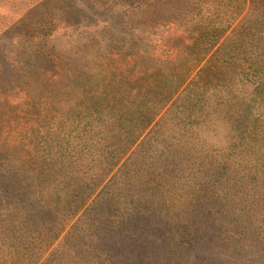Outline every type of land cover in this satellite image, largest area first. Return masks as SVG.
Masks as SVG:
<instances>
[{
	"label": "rangeland",
	"instance_id": "obj_1",
	"mask_svg": "<svg viewBox=\"0 0 264 264\" xmlns=\"http://www.w3.org/2000/svg\"><path fill=\"white\" fill-rule=\"evenodd\" d=\"M1 113L54 198L0 264H264V0H0Z\"/></svg>",
	"mask_w": 264,
	"mask_h": 264
},
{
	"label": "trees",
	"instance_id": "obj_2",
	"mask_svg": "<svg viewBox=\"0 0 264 264\" xmlns=\"http://www.w3.org/2000/svg\"><path fill=\"white\" fill-rule=\"evenodd\" d=\"M162 28H166V27H162ZM175 30L177 31L178 28H176ZM201 60L202 59H200L198 61V63H201ZM131 64H133V63L130 62L127 64L128 72L130 74L128 78H131L133 81H140L141 73H134V75L131 74L132 73L131 71L133 68V66ZM191 72H192V70L188 71L186 73V76L181 78V80L174 79L173 73H172V76L165 74V76L162 78V82H161L163 84L164 88L170 89V88H172V86H174L175 89H173V91H171V95L169 96V99L164 102V105L161 106V108L157 111V113L161 112L164 109L165 104L186 83V81L190 77ZM111 113L112 112H110L109 114H111ZM111 115H112L114 121L117 120L116 123H118V120H119V122H121L122 117L120 115H118V119H115V117H116L115 114L112 113ZM0 116H1L0 119L4 118V115L2 113ZM156 116H157V114L155 116L147 119L145 126L140 130V132L137 135H135L132 138V141L130 142L131 145L129 147H132L145 134V132L148 130L149 126L154 121ZM17 139L16 138L13 139V138H11V136L5 137V139L0 138V150L4 151L1 153H7V151H9L10 148H15V144L17 142ZM31 146H32V144H31ZM16 147H19V146H16ZM126 152L127 151L125 150L124 153H126ZM26 156H27L26 157L27 159L25 160L26 164L29 165V168L32 165V169H34L33 167L35 166V162L32 163V156L31 157L29 155H26ZM0 160H1L0 166H3L5 164L6 158L0 156ZM21 170H22L21 172L16 171V170H15V172L10 171V170L9 171L8 170H5V171L0 170V213H7L8 212L7 209H10V211H13V210L21 208L22 210H18L17 212H20L19 214H22L24 216L18 218V220L23 219L22 224L23 225L27 224L28 229H29L30 225L28 224L29 222H28V219H27V216L25 213L28 211V208H31L32 210H38L39 208H41L42 210L45 211V214L47 215L48 211H50L49 210L50 207H48V205H49L51 199L54 197L51 196L52 194L48 191L46 185L44 184L46 182V180L44 179V175L38 176L36 182H34V184H36V185L33 188V184H29L26 182V179L29 177V174H31V173L24 170L23 166L21 167ZM23 188L24 189L28 188V190L30 189V191L29 192L28 191L23 192L24 191ZM137 204L138 203H136V204L134 203L132 206V214L130 216L132 220L130 221L129 227H131V229L136 228L142 234V230H145L147 228L144 220L145 219L152 220L151 217H153V216L150 215L148 213V211L144 212V210L142 208H140L142 206L141 203L139 205H137ZM137 213L140 214V216H137L138 215ZM3 218H4L3 216H0V227L2 228L1 231L4 234V232L7 228L5 227L4 220H2ZM217 224L220 226L222 223L219 220H216V221L212 220L211 225H212L213 231L219 230ZM175 228L182 230L178 226H176ZM188 228H190V221L187 222V230H189ZM200 230L201 229H199V231ZM23 231H24V229H23ZM202 231L203 230H201V232ZM206 231H208V229H206ZM24 233H25V231H24ZM194 234H195V232H194ZM181 244H183V243H181ZM189 245L190 244L187 243V246H189Z\"/></svg>",
	"mask_w": 264,
	"mask_h": 264
}]
</instances>
